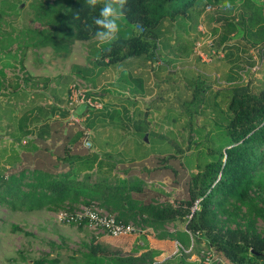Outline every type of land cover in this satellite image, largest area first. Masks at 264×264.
<instances>
[{"label":"trees","instance_id":"obj_1","mask_svg":"<svg viewBox=\"0 0 264 264\" xmlns=\"http://www.w3.org/2000/svg\"><path fill=\"white\" fill-rule=\"evenodd\" d=\"M240 1L242 4L247 0ZM225 4L232 7L235 0H127L120 18L125 27L119 30L117 39L111 43H95L90 50V62L93 68L98 69L129 63L132 59L158 58L161 28L166 19L169 24L180 25L176 27L175 33L181 38L178 29L184 26L189 29L193 24L196 28L199 18L206 11L220 8L221 13L213 32L218 36L216 47L222 49V57L229 68L223 74L224 79L220 75L215 77L220 81L221 88L211 93L214 99L219 94L228 99L224 112L228 143L217 151L207 150L210 160L190 174L189 183L193 186H188L186 199H180L175 204H160L151 198L143 199L146 191L135 182H111L115 163L110 160L109 154L103 158L98 151H88L82 144L85 129L90 130L96 124L109 123L122 127L120 111L116 107L102 108L85 118L84 128L69 126L68 111L59 103L55 87H50V78H34L28 74L21 78L15 77L14 98L21 101L30 95L17 90L21 82L30 87L32 99L25 100L28 106L17 119V132L13 134L11 152L5 155V162H0V203L11 210L28 211H71L79 205L94 204L110 214L113 212L119 221L133 220L141 226L151 227L159 231V238H176L183 246L178 232L173 234L162 229L169 222L181 220L185 222V230L181 233L187 237L192 234L203 238L207 247L219 258L212 264H264V230L258 228V221L264 222V81L257 92L249 89L248 80L245 85L242 84L245 72L249 73L250 67L255 64V56L249 52L247 54L245 47L226 45L231 33H238L242 24L251 33L256 16L249 13L243 17L240 13L236 21L235 17L229 15L232 8L224 7ZM9 7L12 11L22 9L17 2ZM102 7L103 2L93 8L86 0H62L59 3L57 0L51 3L39 1L32 4L34 20L44 27L29 29L28 42L39 47L49 45L55 51H61L68 47V43H62L63 40L86 41L97 37L94 18L99 16ZM4 13L0 10V17ZM188 21H191L190 25ZM262 32L264 24L258 25L253 35L264 38ZM236 36L234 34L232 38ZM3 39L0 40V53H5L4 56L8 58L15 57L16 54L11 53V45L16 37L7 35ZM190 43L188 40L180 41L175 48L183 50ZM24 50L21 51V64ZM238 58H249L252 65L246 64L236 69ZM0 62H3L1 58ZM234 64L232 69L231 65ZM4 65L7 63L1 65V74ZM76 69L86 74L94 71L77 66ZM121 73L118 86L128 89L134 96L145 95L142 77L128 75L124 70ZM52 79L55 84L63 85L69 80V75ZM38 82L48 91L38 90ZM63 89L68 90L66 87ZM46 99L48 102L39 103ZM90 106L91 110L95 107ZM134 129L142 137L147 132L146 127L142 128L138 123ZM177 150L182 152L178 145ZM169 157L175 156L171 154ZM86 223L83 220L73 225L81 227ZM107 245L99 237L93 236L84 245L85 261L88 264H169L174 259L171 257L158 262L155 257L160 253L149 248L139 255L118 256L109 254ZM47 262L55 263L56 260L40 258L33 260L32 264ZM194 262L179 257L175 263Z\"/></svg>","mask_w":264,"mask_h":264},{"label":"rangeland","instance_id":"obj_2","mask_svg":"<svg viewBox=\"0 0 264 264\" xmlns=\"http://www.w3.org/2000/svg\"><path fill=\"white\" fill-rule=\"evenodd\" d=\"M39 1L51 3L53 0H0V10L5 12L0 17V40L7 35L16 37L11 45V53L16 56L8 58L4 56L5 53H0L1 60L7 63L2 67L7 78L12 79L14 75L21 78L28 74L34 78H55L71 72L72 80L64 79L63 85L56 84L55 93L61 106L66 105L67 108L66 98L73 88L86 90V97H91L96 108L91 110L88 104L75 103L82 121L69 126L84 127L85 118L102 108L116 107L120 111L122 127L111 126L109 123L96 124L90 129L92 148L87 149L102 153L103 158L109 154L110 160L115 163L111 171V182H135L146 191L143 199L151 198L160 204H175L180 199H186L188 186H193L189 183L190 174L210 160L207 150L217 151L228 143L224 129L228 99L222 98L221 94L214 99L211 93L221 88L220 81L215 77L220 75L222 79L229 68L221 56L222 49L216 47L218 36L213 32L221 13L220 8L206 11L199 18L196 28L193 24L189 29L188 26L178 29L181 38L175 33L176 27L180 25L169 24L166 19L161 28L158 58L132 59L129 63L98 69L93 68L89 59L92 45L101 44L98 37L86 41L63 40L62 43H68V47L61 51H55L49 45L39 47L28 42L29 29L44 27L34 20L32 4ZM57 1L59 3L62 0ZM15 2L21 10L10 9V4ZM118 23L119 30L125 27L123 20L120 19ZM187 23L190 25L191 21ZM134 30L138 31L137 28ZM187 40L191 41L190 46H185L183 50L175 48L180 41ZM27 43L30 45L26 47ZM23 49L25 53L21 64ZM189 51L191 53L187 55ZM3 62H0V68ZM236 62V69L246 64L252 65L249 58H238ZM76 66L94 71L86 74L83 70L78 71ZM234 67L235 64L231 65L232 69ZM123 70L128 75L142 77L146 88L144 96H134L128 89L117 85ZM245 73L242 84L245 85L248 80L249 89L257 92L263 85L264 66L254 73L251 70ZM49 81L53 86V79ZM37 87L43 89L42 83L38 82ZM43 90L48 91V88ZM91 90L94 92L91 93ZM1 91L6 89L0 87ZM28 93L30 101L32 93ZM2 94L0 102L5 101ZM47 97L51 100L49 95ZM44 102L48 100L39 103ZM22 106L14 105L15 113L20 114L28 105L25 102ZM137 123L142 128L146 127V141L143 140L145 134L142 137L134 129ZM7 143L3 135H0V162H5V155L10 150L11 145ZM22 143L25 141L22 140ZM177 145L182 152L177 150ZM171 154L175 157H169ZM153 170L156 171L151 175ZM60 210H11L0 203V264H32L33 260L40 258L56 260L55 263L45 264H88L84 257V245L93 236H101L99 239L108 244L109 254L118 256L139 255L147 248L160 253L155 257L158 262L163 258L174 257L169 264H176L179 257H186L187 260L192 258L197 262L195 264H199V259L214 256L203 238L192 234L187 237L181 233L185 230V222L181 220L169 222L162 229L173 234L178 232L185 251L176 238L161 239L159 231L141 226L133 220L128 221L140 228L139 232L115 237L88 224L81 227L66 224L59 218ZM258 228L264 230L263 221H258Z\"/></svg>","mask_w":264,"mask_h":264},{"label":"built area","instance_id":"obj_3","mask_svg":"<svg viewBox=\"0 0 264 264\" xmlns=\"http://www.w3.org/2000/svg\"><path fill=\"white\" fill-rule=\"evenodd\" d=\"M254 56H255V64L252 67H250V70L252 72L258 71L264 63V44L258 45L256 47V50L254 51ZM69 94H68L69 97L66 98V103L68 104L67 108L65 105V108L68 111L67 121L71 125L80 124L82 120L77 114L75 103L86 104V105L88 104L92 106H94V104L91 102V97H86V90L79 91V89L74 90L73 88H71ZM95 104L97 103L95 102ZM84 135L85 136L83 138L82 146L85 149L90 150L92 148L91 141L89 140L90 130L85 129ZM59 218L62 222L66 224H78L81 221L86 220L87 221L86 224L94 228H101L107 234L115 237L121 235L135 234L140 231V228L136 227L134 223L129 221L128 222L119 221L115 218L114 215L108 213L103 208H100L94 204L80 205L71 211L64 209L60 210ZM180 247L182 248L183 251H185V249L181 244ZM189 259L194 261V259L192 258ZM213 261H219V258L215 257L214 255L213 257L205 256L203 260L202 259L198 260L199 264H212Z\"/></svg>","mask_w":264,"mask_h":264},{"label":"crops","instance_id":"obj_4","mask_svg":"<svg viewBox=\"0 0 264 264\" xmlns=\"http://www.w3.org/2000/svg\"><path fill=\"white\" fill-rule=\"evenodd\" d=\"M231 8L232 9H231V12L229 15H230V17H235L236 21H237V18L240 17V13L243 14V17H246L249 13L254 14L256 16V19L254 22L255 25L251 27V33L249 32V30L247 31V29H244V24H242V26H240V30L238 31V33H236V32L231 33V38H230L228 44H226V45L234 44V46L237 45L240 48L245 47L247 50V54L249 52V53L254 55V48L257 47L258 45L264 44V38L262 36L256 37L253 35L257 26L264 24V0H247L245 3H242V4H241L240 0H235V4ZM219 28H220V26H219ZM262 33H264V32H262ZM234 34H237V36L235 38H232V35H234ZM253 45H255V46H253ZM231 55H233V57L236 56V54H230V56ZM221 56H223V54ZM263 66H264V63L262 65V67ZM67 74L69 75V78H71V80H72L71 72L67 73ZM50 79L52 80V78H50ZM52 83H54V84H53V86L50 85V87H52V88L55 87V90H56L57 86H56L55 82L52 81ZM14 85H15V75L11 79V78H7V76L5 75L4 72L2 74L0 73V87H4L6 89V91L0 92V93H3L2 95L5 97V101L0 102V135H3L4 142L6 143V141H8L7 144H9L11 146H12V142L14 140L13 134L17 132V130H16L17 126H18V122H17L18 120L17 119L24 112V109H23L22 112H20V114H18V112L15 113L13 106L19 105L22 108L23 107L22 105L23 104L25 105V99L24 98L21 101H17L14 98V96H13ZM71 85L69 87H71ZM17 90L23 91V92L24 91L28 92L30 90V88L26 85L24 86L23 83L19 82ZM38 90L43 91L42 88H39ZM25 98H27V100H28V96H25ZM15 109H16V107H15ZM23 141H25V140H23ZM10 150L8 153L11 152ZM99 154L101 155L102 153H99ZM101 157H103V156L101 155ZM100 237L101 236H99V238ZM163 259H162V261H163ZM165 259H167V258H165Z\"/></svg>","mask_w":264,"mask_h":264},{"label":"clouds","instance_id":"obj_5","mask_svg":"<svg viewBox=\"0 0 264 264\" xmlns=\"http://www.w3.org/2000/svg\"><path fill=\"white\" fill-rule=\"evenodd\" d=\"M86 2L93 8L103 2L99 16L94 18V24L97 26L95 35L101 44L115 41L119 33L118 21L123 15L127 0H86ZM224 7H231V5L225 4Z\"/></svg>","mask_w":264,"mask_h":264},{"label":"water","instance_id":"obj_6","mask_svg":"<svg viewBox=\"0 0 264 264\" xmlns=\"http://www.w3.org/2000/svg\"><path fill=\"white\" fill-rule=\"evenodd\" d=\"M143 139H144V141H146V140H147V136H146V134L144 135Z\"/></svg>","mask_w":264,"mask_h":264}]
</instances>
